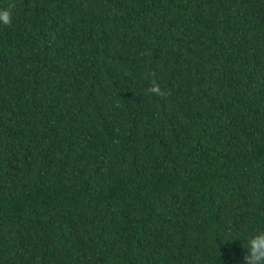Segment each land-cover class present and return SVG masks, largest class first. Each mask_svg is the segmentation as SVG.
Masks as SVG:
<instances>
[{"label":"trees","instance_id":"trees-1","mask_svg":"<svg viewBox=\"0 0 264 264\" xmlns=\"http://www.w3.org/2000/svg\"><path fill=\"white\" fill-rule=\"evenodd\" d=\"M8 7L0 264H244L264 227V0Z\"/></svg>","mask_w":264,"mask_h":264},{"label":"clouds","instance_id":"clouds-1","mask_svg":"<svg viewBox=\"0 0 264 264\" xmlns=\"http://www.w3.org/2000/svg\"><path fill=\"white\" fill-rule=\"evenodd\" d=\"M12 17L13 14L10 7L0 8V24H11ZM149 91L159 94L161 90L158 85L153 83ZM241 246L245 250L244 264H264V227L254 228L241 241Z\"/></svg>","mask_w":264,"mask_h":264}]
</instances>
